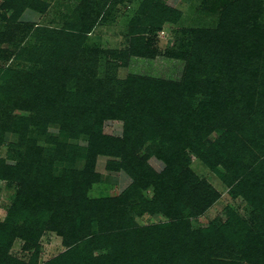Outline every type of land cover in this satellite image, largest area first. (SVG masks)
I'll return each instance as SVG.
<instances>
[{"label": "rangeland", "instance_id": "rangeland-1", "mask_svg": "<svg viewBox=\"0 0 264 264\" xmlns=\"http://www.w3.org/2000/svg\"><path fill=\"white\" fill-rule=\"evenodd\" d=\"M233 1L0 0V224L5 225L8 233L5 239L0 238L3 262L33 264L37 259V264H49L69 249L64 236L48 228L50 213L40 209L45 202L36 195L38 171H53L54 176L60 177L62 192L66 187L77 190L75 197L85 201V217L77 219L82 225L85 224L83 220L91 219L90 209L94 205L88 202L119 195L136 182L127 171L112 168L109 161L115 158L98 154L95 164L98 179L78 192L81 180L84 181L83 169L92 157L88 151L89 136L79 133L75 122L70 125L75 132H63L59 107L62 103L82 102L80 91L89 81L93 90L91 94L90 90L86 92L89 102L95 99L104 104L107 99V106L119 116L105 118L98 125L99 131L104 136L124 139L128 129L129 140H138L146 132L136 131L131 126L144 124L149 132L147 136L143 135L146 141L141 144L139 156L145 157L147 167L156 174L164 170L154 152L158 146L181 150L178 156L180 161L182 157L183 168L193 172L191 179L207 181L219 193L206 210L191 217L193 228H205L218 220L228 223L229 245L239 255L237 260L251 264L244 260L242 251L251 245L255 236L264 234V181L253 189L251 204L228 182V176L233 172L242 173L248 167L254 170L252 176L264 179V141L261 147L258 146L264 138V92L261 93L264 88V0H251L260 13L261 26L254 30L257 37H248L247 48L254 50V54L249 61L252 73L244 78V83L256 92V98L262 99H256L252 111L230 108L220 112L221 117L239 116L246 133L258 134L255 136L258 144L251 137H242V144L234 138L227 142L222 139L223 128L218 125L219 130L206 133L204 128L209 126L201 120L205 116L200 110L201 96L195 99V87L189 84L176 88L173 85L183 82L188 64L186 58L174 53L194 54L199 36L203 41L200 47L209 43L211 49L203 56L207 64L204 71L219 58L216 54L219 44L214 43L220 39L215 40L214 31ZM92 23L90 33L81 32ZM233 29L239 35V42L246 46L245 35L250 27L240 22ZM235 65L238 63L234 62L231 69ZM252 74L257 76L252 77ZM256 77L262 85L256 86L258 82L253 81ZM19 80L21 84H17ZM156 80V84L152 83ZM16 84L18 88L14 93L11 86ZM65 88L68 93L60 98L59 92ZM174 97L178 105L179 97L188 98L183 101V110L180 109L179 114L173 113L174 110H170L174 117L152 113L157 103L162 105L164 100L169 102ZM11 102L18 105L10 107ZM244 103L249 102L244 100ZM190 107L200 109L190 114ZM245 114L246 118L243 117ZM170 118L178 124L176 128L181 129L183 136L187 135L185 137L193 141L191 147L187 145L188 140L178 142L168 137L171 130L167 131L165 125ZM199 122L201 128L194 129L192 125ZM241 129L234 128L233 132L241 133ZM167 137L165 145L162 142ZM236 147L239 151H233ZM200 150L202 154H199ZM180 166L176 163L169 170L182 171ZM165 175L168 182L175 177L169 173ZM155 194L152 186H141L133 196L143 204V201H152ZM54 198L59 203V196ZM164 209L154 216L150 213L141 215L137 211L133 219L141 226L167 223L169 218ZM14 228L28 236L42 232L34 244L18 235L11 241ZM79 238L75 240L72 234L68 235L70 241L74 240L70 249L85 241V238ZM111 243L95 249L94 255L108 252ZM85 249L88 248H78L79 252ZM224 254L220 250L214 255L219 258L225 257ZM178 264L186 263L180 259Z\"/></svg>", "mask_w": 264, "mask_h": 264}, {"label": "trees", "instance_id": "trees-1", "mask_svg": "<svg viewBox=\"0 0 264 264\" xmlns=\"http://www.w3.org/2000/svg\"><path fill=\"white\" fill-rule=\"evenodd\" d=\"M102 5L105 7V4ZM259 17L260 13H258L251 0H234L229 5L220 21V26L214 31L215 40L216 38L220 39L214 43V45L219 44L216 49V54L219 55V58L213 60L215 62L210 64L211 68L207 69V71H204L207 64L203 56L206 52L210 53L211 49L209 48V43H205V47L203 48L200 47V44L203 43L202 39H199L200 36L194 45V54L184 56L179 51L174 53L176 56L186 58L188 64L183 82L178 85L177 83L171 84L176 85V88L184 87L183 85L188 86L189 84L195 87L197 95L195 99L198 100L199 96H201L199 102H201L202 108L197 107L193 109L190 107L192 111L190 114H194L199 109L203 110L201 114L205 116V119L201 118V120L209 126L208 129L204 128L206 129V133L219 130V127H221V129L223 128L222 139H225L227 142L232 140L229 138H234V140L242 144L243 138L251 137L258 144L257 137H255L258 134L246 133L244 130L245 126L242 125V119L239 116L233 115L227 117L224 115L221 117L222 113L220 112L222 109L229 110L230 108L237 111H252L256 99H262V97L256 98V92L251 91L250 85L244 83L245 76L252 73L249 61L254 54V50L247 48L249 44L248 37L252 36L255 38L258 36L254 30L257 31L261 26L258 20ZM240 22L243 26L247 25L250 27L248 34L245 35V38H247L244 42L246 46H243L239 42V35L233 29L234 25ZM92 27L93 23L81 32L88 34L91 32ZM139 49L143 50V47L140 46ZM234 62L238 63V65H235L231 69ZM229 68L231 71H229ZM253 76L257 75L252 74ZM157 81H153L152 83L156 84ZM253 81L258 82L257 77ZM128 82L129 79L125 81V84ZM249 82L251 81L248 80ZM17 84H21V81L19 80ZM17 84L11 86L14 93L17 92ZM259 84L262 85L261 82H258L256 86ZM91 86L92 84L88 81L80 91L79 96H81L82 102H73L71 105L62 103L61 108L59 107V115H61L59 122L63 132H75V129H70V125L75 122L79 133L84 132V135L89 136L88 151L92 157L83 169L84 181L81 180L78 192H80L81 187L87 188L94 180L98 179L99 174L95 172L98 154L115 158L109 161L112 164V168L114 170H120L121 168L127 171L132 177L136 178V182L133 186H128L119 195L88 202L94 205L90 209L91 219L88 217L87 223L83 220L85 224L82 225L77 222V219L85 217V201L75 197L77 190L66 187V189L64 188L65 192H62L63 184L60 177L54 176L52 174L53 171L45 172L40 170L41 173L38 171L36 173L38 175L36 176L39 184L36 195L40 200L45 202L40 209L50 213L48 228L63 235L64 242L69 247L68 250L53 259L49 264H178V260L180 259L183 262L185 261L186 264H242L241 261L237 260L240 258L239 255L229 245L227 233L230 231V227H228V223L218 220V222H213L205 228L197 229L192 226L191 217L206 210L212 204L214 197L219 195L218 191L207 181L192 180L193 172L183 168L182 157L180 161V157L178 156L181 150H171L169 146H164L163 149L158 146V149L154 151L158 156V160L164 166V170L160 172L161 174H156V171L148 168L145 157L139 156L141 144H144L146 141L144 136H147L149 132V129L145 128L144 124L136 125V127L131 126L136 131L146 132L142 133V137L138 140H129L130 133L128 129L124 139L104 136L99 131V123L102 124L105 118H117L119 116L112 107L107 106V99L104 104H100L95 99L89 102L86 92L89 90L90 94L93 92L90 88ZM263 92L264 88L261 90V93ZM67 93L65 88L59 92L61 94L59 97L64 98V95ZM171 94L173 95V93ZM186 100L188 98L179 97V105L175 102V97L169 102L164 100L162 105L157 103V107L152 108V113L171 114L170 110H174L173 113L179 114L180 109L183 110L182 107ZM244 100H247L249 103L245 104ZM49 101L51 102L52 100L50 99ZM49 101L47 102L50 103ZM12 105L13 103L11 102L10 107ZM17 105L14 104L13 106ZM1 111L2 106L0 105ZM237 111L235 114H237ZM171 115L169 116L174 117ZM243 117L246 118L247 115L245 114ZM244 122L246 123V121ZM200 123L193 124V128H201ZM177 125L172 118L166 121V130H171V132H168V137H171V140H179L178 142L188 140L187 145L191 147L193 141L185 137L187 135L183 136L181 129L176 128ZM234 128H242L241 133L233 132L235 131ZM242 132L244 133L243 136H241ZM168 137L162 142L165 145L167 144ZM261 141L258 144L260 147L263 144L264 138ZM245 149L248 150L246 145ZM168 150L171 152L169 151L168 153ZM233 151H239V148L236 147ZM201 152L202 150L199 151V154H202ZM176 163L179 166L182 165L179 167L182 171H176V168L169 170ZM166 173L175 175L174 179L168 182ZM253 173L254 170H250L247 167L242 173L233 172L228 176V182L235 187L238 193L244 195L251 204L254 201L253 189H256L261 181H264L262 176L259 179L255 175L252 176ZM252 178L253 184L250 185ZM141 186H152L157 192L152 201H143L142 204L133 196V193H136ZM55 195L59 196V203L55 200ZM30 199L35 204V200L33 198ZM177 202L181 207H179ZM164 207L163 211L169 218L167 223H150L149 225L141 226L135 223L133 219V215L137 211H140L141 215L150 213L154 216ZM20 231V229L14 228L13 233L10 235L11 241L18 235L22 236L27 242L33 241L34 244L42 232L29 233L30 235L28 236ZM69 234H72L75 240L80 237L79 239L85 238V241L77 247L70 249L74 240L70 241L68 239ZM7 235L5 225L0 224V238L5 239ZM108 243H111L108 247V252L97 256L94 255L95 249H102ZM83 246H86L88 249L79 252L78 248L81 249ZM220 250L226 253L223 256L227 260L222 256L216 258L214 254H218ZM242 254H244V260L251 264H264V234L255 236L251 245L247 249H243ZM3 257V253H0V264H11L3 262ZM33 264H37V259Z\"/></svg>", "mask_w": 264, "mask_h": 264}]
</instances>
